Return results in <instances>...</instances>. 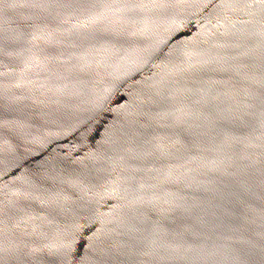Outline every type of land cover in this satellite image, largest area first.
Segmentation results:
<instances>
[{
	"label": "water",
	"instance_id": "obj_1",
	"mask_svg": "<svg viewBox=\"0 0 264 264\" xmlns=\"http://www.w3.org/2000/svg\"><path fill=\"white\" fill-rule=\"evenodd\" d=\"M0 264H264V0H0Z\"/></svg>",
	"mask_w": 264,
	"mask_h": 264
}]
</instances>
